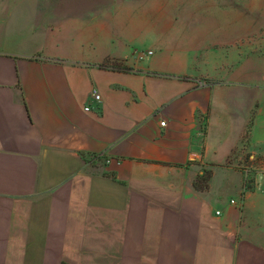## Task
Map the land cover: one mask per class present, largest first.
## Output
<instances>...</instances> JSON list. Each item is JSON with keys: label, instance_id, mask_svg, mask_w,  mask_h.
Returning a JSON list of instances; mask_svg holds the SVG:
<instances>
[{"label": "crops", "instance_id": "1", "mask_svg": "<svg viewBox=\"0 0 264 264\" xmlns=\"http://www.w3.org/2000/svg\"><path fill=\"white\" fill-rule=\"evenodd\" d=\"M190 1L0 0V264H264V12Z\"/></svg>", "mask_w": 264, "mask_h": 264}, {"label": "rangeland", "instance_id": "2", "mask_svg": "<svg viewBox=\"0 0 264 264\" xmlns=\"http://www.w3.org/2000/svg\"><path fill=\"white\" fill-rule=\"evenodd\" d=\"M154 0H152V10L154 9ZM225 3V4H224ZM157 4V3H155ZM158 5V4H157ZM166 19H167V37L168 40L174 41L175 39V29H176V20L178 19L179 12H188V24H190L191 19V1L190 0H166ZM243 12L245 15L253 16V12H264V0L261 2V6H255L253 4V0H225L222 1H212V0H199V9H198V17L200 21V25H206V19L209 16H212L210 12ZM162 11V7H161ZM196 14V13H195ZM216 15V14H215ZM145 44H149L146 42ZM252 179V175L246 177V183Z\"/></svg>", "mask_w": 264, "mask_h": 264}, {"label": "trees", "instance_id": "3", "mask_svg": "<svg viewBox=\"0 0 264 264\" xmlns=\"http://www.w3.org/2000/svg\"><path fill=\"white\" fill-rule=\"evenodd\" d=\"M114 67L118 69H127L126 67L119 64H116ZM209 177H210V172H203L202 174H200L194 183L195 187L199 190L206 189L208 187Z\"/></svg>", "mask_w": 264, "mask_h": 264}, {"label": "built area", "instance_id": "4", "mask_svg": "<svg viewBox=\"0 0 264 264\" xmlns=\"http://www.w3.org/2000/svg\"><path fill=\"white\" fill-rule=\"evenodd\" d=\"M152 54H153V50H151V49H146V50H144V51H142V52H140V53L138 54V59H139V60H144V59H146L147 57L151 56ZM93 98H94L95 100H99L100 95L97 94L96 92H94V93H93ZM89 108H90L89 106H85V110H89ZM162 124H164V122H162ZM106 161L109 162L110 159H107ZM252 161H253V158H252Z\"/></svg>", "mask_w": 264, "mask_h": 264}]
</instances>
